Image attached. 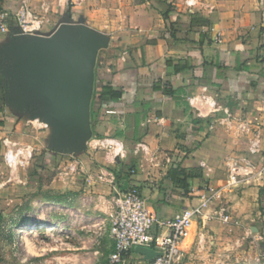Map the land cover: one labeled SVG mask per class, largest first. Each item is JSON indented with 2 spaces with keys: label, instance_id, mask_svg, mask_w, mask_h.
<instances>
[{
  "label": "crops",
  "instance_id": "obj_1",
  "mask_svg": "<svg viewBox=\"0 0 264 264\" xmlns=\"http://www.w3.org/2000/svg\"><path fill=\"white\" fill-rule=\"evenodd\" d=\"M20 1L1 0L2 9L13 14ZM29 1L42 19L39 35H50L63 24H80L67 12L69 6L80 9L74 1ZM124 1L125 7L114 10L120 12L119 21L87 24L108 40L104 48L108 56L97 61L95 78L123 94L99 111L84 148L75 153L55 150L51 128L29 107L11 104L0 73V155L5 151L2 139L8 137L31 148L25 167L53 169L69 160L67 170L62 164L55 183L49 185L57 193L42 191L37 200L47 211L54 206L58 215L59 210L75 209L72 205L82 189L93 199L101 225L91 230L95 235L90 253L95 257L89 264H111L112 200L124 187L135 185L161 221L198 203L205 186L219 189L237 222H224L214 213L212 200L197 216L174 264H203L209 257L223 264L225 250L240 245L236 238L246 235L247 228L254 229L250 223L261 217L257 199L264 191V0H195L191 7L185 0ZM193 15L197 18L191 25ZM7 24L9 31L0 33V50L18 34L12 16ZM177 64L192 67L175 72ZM157 83L181 90L173 96L162 94ZM197 109L203 115H197ZM230 158L253 165V174L236 188L227 184ZM68 174L77 182L64 191L62 179ZM88 213L80 214L86 218ZM156 231L166 234L167 229L161 226ZM62 232L57 226L56 234ZM56 241L48 250V262L87 264L79 258L83 245L65 244L60 237ZM147 261L131 249L117 264Z\"/></svg>",
  "mask_w": 264,
  "mask_h": 264
},
{
  "label": "rangeland",
  "instance_id": "obj_2",
  "mask_svg": "<svg viewBox=\"0 0 264 264\" xmlns=\"http://www.w3.org/2000/svg\"><path fill=\"white\" fill-rule=\"evenodd\" d=\"M66 1L68 3L74 1L73 5L82 9H79L80 16H77L81 19V23L74 25L76 28L81 25L87 26L88 23L94 21L100 23H112L117 19L119 21L121 19L120 12L118 10L114 12V10L125 7L127 4V1L124 0ZM107 56L108 53L105 49H101L97 61H104ZM30 135L33 137L36 134L34 132ZM68 162L69 160L60 161L53 169L48 165L39 169V167L36 168L38 164H30L28 167L18 169L16 178L22 179L21 181L16 179V181L7 182L8 170L3 164L2 155H0V264H56V262H48L46 257L50 255L48 250L55 247L57 237L63 238L65 244L83 245L84 247L79 251V258L81 261L85 260L87 264L92 262L95 256L90 251L95 233L91 230L98 229L101 225L100 217L94 214V209H92L93 199L89 196L86 197L82 189L80 193L76 194L75 202L72 205L75 209L71 212L67 208L59 210L58 215H56L54 206L48 207L49 211H47L45 205L37 200L42 191H48L50 196L57 193L55 188L49 185L55 183V173L62 169L60 168L62 164L63 168L65 167L63 170H67ZM80 179L79 182L83 184L82 175ZM62 180L65 185L64 191L73 189L71 188L73 181L77 182L70 174ZM45 184L48 185V188L43 187ZM257 203L261 217L255 218L250 223L255 228L252 230L247 228L246 235L242 234L236 238L240 239V245H234L233 248L225 250L223 264H264L263 190L260 192ZM81 212L89 213L86 218H83ZM57 226L63 230L62 233L56 234ZM89 226L91 228H88ZM29 229L32 230L26 233ZM40 253H43V256H37ZM202 263L218 264L214 257H209L206 262ZM193 264L198 263L194 261Z\"/></svg>",
  "mask_w": 264,
  "mask_h": 264
},
{
  "label": "water",
  "instance_id": "obj_3",
  "mask_svg": "<svg viewBox=\"0 0 264 264\" xmlns=\"http://www.w3.org/2000/svg\"><path fill=\"white\" fill-rule=\"evenodd\" d=\"M108 40L91 28L60 25L50 35H13L0 50V73L11 104L26 106L51 128L55 150H82L93 131L90 120L95 67ZM136 251L147 259L155 252Z\"/></svg>",
  "mask_w": 264,
  "mask_h": 264
},
{
  "label": "built area",
  "instance_id": "obj_4",
  "mask_svg": "<svg viewBox=\"0 0 264 264\" xmlns=\"http://www.w3.org/2000/svg\"><path fill=\"white\" fill-rule=\"evenodd\" d=\"M185 3L191 7L195 0H185ZM9 16L13 17L18 34L36 35L41 29L42 19L32 10L29 0H21L19 8L13 14L6 10L0 11V33L9 31ZM210 105H214V101ZM197 115H203L202 110L197 109ZM2 143L5 146L2 161L8 170L7 182H11L18 169L25 167L32 157V150L8 137H4ZM226 168L227 184L230 188L238 187L242 180L253 174V165L246 160L240 163V160L227 159ZM199 199L198 203L184 207L171 219L161 221L135 185H130L126 191L116 192L112 200L114 210L110 224L114 247L108 256L109 262L117 264L122 261L127 251L145 246L155 252L147 264H174L181 255L184 243L191 236L197 216L212 200H216L214 213L224 222H237L232 219L229 204L219 195V189L205 186ZM161 226L167 229L166 234L156 231Z\"/></svg>",
  "mask_w": 264,
  "mask_h": 264
},
{
  "label": "trees",
  "instance_id": "obj_5",
  "mask_svg": "<svg viewBox=\"0 0 264 264\" xmlns=\"http://www.w3.org/2000/svg\"><path fill=\"white\" fill-rule=\"evenodd\" d=\"M2 5H1V0H0V11H2ZM68 14L70 15L71 18L76 19L77 16H80L79 10H71V7L69 6L68 10H67ZM79 13V14H78ZM10 17V16H9ZM196 16L193 15L192 16V21H191V25L194 24V22H196ZM202 25L204 24V21L202 19H200ZM77 22L81 23V19L77 18ZM192 67V65H176L175 66V72H179L181 70H184L186 68H190ZM102 81H100V79L95 78L94 81V89H93V95H92V99H91V107H90V120H91V127L93 126V120L95 119V117L98 115L99 111L103 108H106L108 104L112 103V102H117L123 94L122 89L120 88H115L114 86H112L110 83L106 82V83H101ZM156 90H161L162 94H167V95H176V93H179L181 88L178 87L176 89H173L171 83L170 84H164L162 87L160 85V83H157L155 85ZM161 88V89H160ZM137 124V122H136ZM182 186L186 185L185 179H183V181L181 182ZM128 188L124 187L123 191H126Z\"/></svg>",
  "mask_w": 264,
  "mask_h": 264
},
{
  "label": "bare ground",
  "instance_id": "obj_6",
  "mask_svg": "<svg viewBox=\"0 0 264 264\" xmlns=\"http://www.w3.org/2000/svg\"><path fill=\"white\" fill-rule=\"evenodd\" d=\"M30 225V224H29ZM32 225V224H31ZM28 228V227H27ZM32 229H29V231L27 230V232L26 233H28V232H30Z\"/></svg>",
  "mask_w": 264,
  "mask_h": 264
}]
</instances>
